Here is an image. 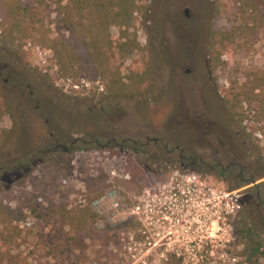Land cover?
<instances>
[{"label": "rangeland", "instance_id": "374dc122", "mask_svg": "<svg viewBox=\"0 0 264 264\" xmlns=\"http://www.w3.org/2000/svg\"><path fill=\"white\" fill-rule=\"evenodd\" d=\"M69 1L24 0L29 6V29L14 41L0 32V108L4 112L0 150L15 128L7 110L12 104L16 115H21L20 123L25 121L19 130L28 129L36 153L71 151L72 175L63 188L68 196L65 213L84 209L95 214V202L115 190L121 203L115 216H120L114 222L108 210V216L98 218L94 226L109 227L111 239H88L80 250L72 241L77 229L64 225L63 215L57 213L50 221L29 215L1 238L0 264H246L232 224L238 215L250 211L263 228L264 239V211L255 204L256 192L242 194L247 185L228 186L206 170L191 169L190 159L181 162L177 151L170 155L164 148L181 147L187 157L197 148L195 154L207 155V142L194 143L192 121L198 115L221 120L219 132L232 143L224 127L223 112L227 111L231 128L242 126L247 141L245 164L260 161L263 174L264 26L236 20L223 7L229 0H142L131 29H111L117 46L127 40L136 44L132 53L114 55L116 85L103 76L61 72L51 45L69 36L61 23L62 7ZM217 6L223 7L222 12L216 11ZM225 30L235 32V43L230 52L222 53L218 34ZM149 139L163 144L151 143L134 152L131 141L147 144ZM10 156L21 157L15 152ZM3 163L2 158L0 167ZM33 167L35 174L45 173L41 162ZM10 171L1 174V182L3 177L12 181ZM194 176L215 193L235 192L232 197L240 205L239 214L218 219L217 208L204 207L203 194L195 197L192 191L189 209L195 214L191 217L203 221L213 214L214 221L206 227L190 228L181 222L165 229L158 221L149 225L138 217L123 216L152 199L163 205L170 191L187 188ZM137 180H141L139 187ZM259 180L264 183V175ZM1 197L5 198L4 193ZM11 205L17 206L16 202ZM187 214L191 215L185 212L184 217Z\"/></svg>", "mask_w": 264, "mask_h": 264}, {"label": "trees", "instance_id": "16d2710c", "mask_svg": "<svg viewBox=\"0 0 264 264\" xmlns=\"http://www.w3.org/2000/svg\"><path fill=\"white\" fill-rule=\"evenodd\" d=\"M141 2L142 0H70L63 6L61 23L69 36L55 39L51 45L61 72L65 76L81 72L89 77L103 76L113 79L119 85L114 55L132 53L136 44L127 40L117 46L111 38V29L116 27L122 32L131 29ZM223 7L242 23L249 22L259 28L264 26V0H229ZM223 7L217 6L216 11L222 12ZM28 16L29 6L24 0H0L1 34L8 40H16L17 36L29 29L31 23ZM218 36L222 53L230 52L235 43V32L225 30ZM7 110L12 114L15 128L9 142L0 150V159H4L0 167V178L2 173L9 170L12 176L11 182L4 181V177L0 181V240L15 222H22L29 215L50 221V217L55 218L57 213L64 216V225L76 227L72 241L78 244L80 250L86 248L88 239L110 240L112 235L109 227L104 230L95 227L98 217L94 212L81 209L71 215L65 213L64 203L68 196L63 188L65 186L66 189L67 179L72 175L71 151L36 153L28 129L19 130V126L25 122L23 120L20 123L21 115H16L17 110L12 104ZM3 114L0 108V118ZM241 117L242 120L245 119L242 114ZM12 152L19 153L21 157L13 160L10 156ZM38 161L45 166L44 174L34 173L33 163ZM140 184L141 180H137L136 186L139 187ZM103 190L104 188L99 194ZM3 193L6 199L1 197ZM11 202H16L17 206L13 207ZM249 212L246 211L247 215H238L232 224L235 236L243 247L240 254L246 264H264L263 228L254 221V214Z\"/></svg>", "mask_w": 264, "mask_h": 264}, {"label": "flooded vegetation", "instance_id": "af4514ba", "mask_svg": "<svg viewBox=\"0 0 264 264\" xmlns=\"http://www.w3.org/2000/svg\"><path fill=\"white\" fill-rule=\"evenodd\" d=\"M8 83V80L6 81ZM30 88V86H29ZM36 93V91H35ZM34 95V94H33ZM211 113V112H210ZM212 115V114H211ZM225 116V131L229 138L232 139V143L219 132L222 125V121H216L212 116V119L207 115L194 116L192 126L194 127V134L196 136L194 143L200 146L201 141L208 143V154L203 156L202 154L196 153L187 157L184 155V150L181 147H176L173 150H169L168 146L165 145V151L167 154L172 152H178L181 162H185L190 159V168L194 170H206L212 176L213 179L221 180L228 186L233 185L238 187L241 185H247L243 188L242 194H247L252 191L256 192L255 204L261 206V211H264V191L262 193V180L259 177L262 175L260 172L259 162L255 165L245 164L243 160V147L247 145L245 135L243 134L242 126H238V130L231 128V115L227 112H223ZM129 141H124L128 143ZM130 143L135 145L133 148L135 153H140V148L149 146L151 143L154 145L162 143L161 140H148L147 144H140L139 141L133 140ZM163 144V143H162ZM58 148V147H57ZM59 149V148H58ZM50 152V151H49ZM260 160V159H258ZM188 166V167H189Z\"/></svg>", "mask_w": 264, "mask_h": 264}, {"label": "built area", "instance_id": "2783aa9c", "mask_svg": "<svg viewBox=\"0 0 264 264\" xmlns=\"http://www.w3.org/2000/svg\"><path fill=\"white\" fill-rule=\"evenodd\" d=\"M190 180L191 184L187 188L182 187V189H178L179 191H177V188H174L173 191H170L171 193L163 205L161 203H157L155 199H152V201L141 203L140 205L131 208L123 216H126V218L138 217L149 225L158 221V224L162 223V225L165 226V229L176 225L180 226L184 223L189 224L190 228L196 226L197 224H200L202 227H206L214 221L213 214L211 213L209 218L206 216L203 221H199L198 216L191 217L195 214H193V211L189 209V199L192 200V197H190L192 191L194 192L195 197H198V193L203 194L202 205L204 207L209 206L211 209L217 208L218 219L226 220L230 216L239 214L240 205H238L237 200L235 202L232 197L235 196V192L222 190L220 193L218 191L215 193L212 191V188L205 186L204 183L196 176L191 177ZM199 197L201 198V196ZM94 206L95 214L98 216L99 220L101 218H105L106 215H109V213H107L108 210H110L113 214L112 219L114 222H116L120 216H115V212H119L121 209V203L118 199L117 191L115 190L98 199ZM192 206L196 212L198 210L197 205L193 204ZM168 209H170V211H168ZM185 212H188L191 215L188 216L187 214L186 217H184L183 213ZM218 222L219 220H217V223ZM227 226L230 229L229 225L226 223V227ZM210 238H214V232L210 233Z\"/></svg>", "mask_w": 264, "mask_h": 264}, {"label": "water", "instance_id": "95a60500", "mask_svg": "<svg viewBox=\"0 0 264 264\" xmlns=\"http://www.w3.org/2000/svg\"><path fill=\"white\" fill-rule=\"evenodd\" d=\"M67 151V149H65Z\"/></svg>", "mask_w": 264, "mask_h": 264}]
</instances>
